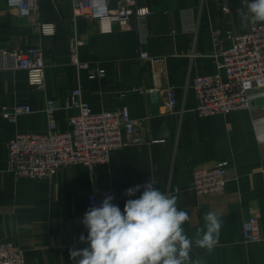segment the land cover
Segmentation results:
<instances>
[{
	"label": "crops",
	"instance_id": "crops-1",
	"mask_svg": "<svg viewBox=\"0 0 264 264\" xmlns=\"http://www.w3.org/2000/svg\"><path fill=\"white\" fill-rule=\"evenodd\" d=\"M135 1L137 7L151 12L145 49L153 58H162L161 64L139 60L137 32L116 28L101 34L94 22L73 20L71 0H37L34 23H54L53 37L37 34L31 21L7 13L8 0H0V49H39L45 62L44 91L31 89L24 72H0V112L14 106H29L33 111L15 125L0 118V244L20 248L28 264H75L69 259L70 249L88 247L79 241L81 234L87 236L81 220L89 209L88 195L113 190V203L123 212L125 202L143 192L141 188L129 197L125 191L151 179L156 189L177 196L178 210L188 211L190 219L183 228L190 238L203 227L205 213L214 211L222 220L214 250L209 254L193 244L192 261L264 264V90L249 94L250 110L201 118L190 88L197 77L220 73L225 78L218 68L222 59L214 46V32L220 33L221 47L227 49L248 32L250 22L241 26L239 0H228L227 13L220 9L219 0ZM109 7L116 9V1L109 0ZM184 11L192 12V32L184 29ZM73 37L82 43L78 56L89 64V71L71 65ZM98 71L104 75L97 76ZM154 75L162 86L176 89L185 110L181 117L165 115L161 104L131 92L152 87ZM76 88L94 113L127 108L146 143L114 151L108 164L92 170L72 166L49 180L16 179L8 172L9 143L18 135L47 133V100L59 109L55 114L59 130L67 131V119L77 112L62 108ZM222 163H227L225 190L197 196L192 190L194 173ZM252 217L261 226L257 244L243 240V223Z\"/></svg>",
	"mask_w": 264,
	"mask_h": 264
},
{
	"label": "built area",
	"instance_id": "built-area-1",
	"mask_svg": "<svg viewBox=\"0 0 264 264\" xmlns=\"http://www.w3.org/2000/svg\"><path fill=\"white\" fill-rule=\"evenodd\" d=\"M116 9H110L109 0H71L73 20L85 19L94 22L101 34H110L116 28L135 31L139 39V60L151 64H161L162 58H153L145 47L150 33L146 20L151 12L148 8H139L135 0H115ZM240 15L246 12L245 0H239ZM228 0H219L223 13L228 12ZM37 12V0H8L7 13L31 21L40 36L53 37L56 33L54 23H34ZM185 30L194 31L192 12H182ZM250 22L248 32L234 39L230 48L223 49L220 33L214 32L213 42L220 58V73L197 77L191 83L196 99L195 112L201 118L225 116L227 114L250 110L249 94L254 90H264V25ZM71 65L77 70L89 71L90 66L78 56L82 43L76 37L71 38ZM193 53V57H194ZM24 72L28 86L37 91L45 90V62L39 49H26L8 52L0 49V72ZM102 77L103 72L98 71ZM96 74L90 77L94 79ZM152 87L133 88L132 93L149 100L152 104H161L165 115L181 117L184 108L180 107L175 88L162 86L158 76L154 75ZM58 107L53 101L45 102L44 113L48 120L46 134L18 135L8 145V172L16 179L49 180L59 171L72 166H83L92 170L95 166L106 165L112 152L130 146L146 143L136 131L127 108L114 112L94 113L82 98L80 88L71 92L68 102L62 110L77 112L67 119L69 129L61 132L55 121ZM33 114L29 106L4 108L0 118L15 125L19 118ZM227 163L213 169L198 170L193 175L192 190L199 197L222 193L227 185ZM156 188V185H153ZM143 190V188H142ZM179 193V190H174ZM113 190L93 191L88 195V208L99 206ZM113 202V201H112ZM243 240L248 244L261 241V226L257 218L252 217L243 223ZM0 264H28L25 253L13 244H0Z\"/></svg>",
	"mask_w": 264,
	"mask_h": 264
},
{
	"label": "clouds",
	"instance_id": "clouds-1",
	"mask_svg": "<svg viewBox=\"0 0 264 264\" xmlns=\"http://www.w3.org/2000/svg\"><path fill=\"white\" fill-rule=\"evenodd\" d=\"M245 4L242 27H247L249 20L264 22V0H245ZM153 185L150 179L128 188L125 195L129 197L141 188L143 192L137 199H128L123 212L112 202L113 195L90 207L81 220L87 236L79 237L88 247L70 249L69 259L75 264H204L192 261L193 244L210 254L218 243L222 220L214 211L205 213L203 227L190 238L183 228L190 219L188 211L178 210L177 196Z\"/></svg>",
	"mask_w": 264,
	"mask_h": 264
}]
</instances>
